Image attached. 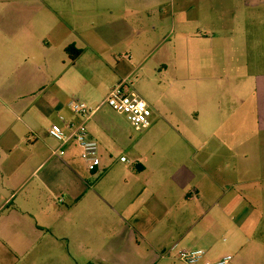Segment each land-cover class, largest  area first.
I'll use <instances>...</instances> for the list:
<instances>
[{
  "label": "crops",
  "instance_id": "1",
  "mask_svg": "<svg viewBox=\"0 0 264 264\" xmlns=\"http://www.w3.org/2000/svg\"><path fill=\"white\" fill-rule=\"evenodd\" d=\"M114 1L120 5L116 14L111 10L115 16L107 23L108 37L101 31L94 6H88L86 11L83 0H43V4L30 6V20L18 27L26 32L23 36L19 32L17 36H7L2 31L15 25L6 23L0 10V59L22 54L32 59H58L64 64V58L69 57L73 64L86 51L99 55L101 44L107 40H129L133 33L140 34L149 24L154 31L165 22H170L172 28L178 23L180 41L188 48L183 56L176 52L174 57L178 63L186 60L189 75L191 71L192 75L197 74L196 58L203 61L204 67L199 72L205 73L209 82L217 83L207 85L211 101L193 106L182 116L162 118L168 132L158 136L156 154L131 159L123 153L115 154L120 145L119 135L111 130L105 112L96 115L105 105L106 95L99 102L87 103L92 112L86 117L70 110L59 114L64 121L58 116L57 123L65 127L66 122L83 121L88 135L97 141L100 163L89 171L73 139L63 144L54 139L46 146L40 144L35 151L37 132H42L38 129L37 113L43 115V111L51 109V103L37 105L35 101L0 99V214L5 212L4 218L10 221L20 220L24 213L34 217L37 225L50 227L43 217L22 204L9 207L15 197L12 195L23 188L27 178L9 185L5 177L22 170L30 171V175L40 169L48 173L58 170L59 180L48 179L49 174L45 173L22 199L37 197L43 190L64 205L56 212L60 217L59 232L49 230L52 240L46 243L51 250L59 237L64 240L67 255L63 264H81L71 252L77 255L91 252V259L85 264L90 261L131 264L134 258L131 254L140 253V249H146L144 255L150 260L148 253L170 257L181 248L197 247L210 260L229 254L234 258L233 264H264V149L246 152L243 133L246 121L255 118L257 123L264 124V80L253 85L255 97L250 106L253 111L249 113V109L247 117L242 100L245 84L239 81L230 84L229 79L222 84L215 77L219 69L228 76L225 69L234 67L236 43L245 44L251 38L257 55L264 53V13L259 14L264 9V0H235L247 12L239 19H231V23L228 16L216 21L221 30L214 32L195 16L189 20L180 17L187 7L195 10L198 0ZM232 4L234 0H224L226 10L238 7ZM191 25L195 29H188ZM168 33L160 34V40L166 39ZM202 44L207 48L198 55L195 49ZM68 45L78 49V53L66 51ZM252 66L259 67L255 61ZM166 67L160 63L161 70ZM37 68L38 64L34 69ZM32 69L27 68L28 73L17 85L20 89L34 85ZM128 73L119 82L126 84L124 77ZM126 88L132 90L129 85ZM222 88L235 93V100L221 102L217 93ZM141 94L148 96L146 92ZM154 99L150 100L155 102ZM149 123L157 124V117L152 115ZM60 148L63 154H59ZM120 156L125 160H120ZM37 202L39 213L44 212L47 206ZM48 207L53 209L50 203ZM3 222L0 235L12 232L1 229ZM215 234L226 243L216 252L212 248ZM0 239L8 244L4 238ZM35 243L32 240L30 246ZM9 250L19 249L9 247Z\"/></svg>",
  "mask_w": 264,
  "mask_h": 264
},
{
  "label": "rangeland",
  "instance_id": "2",
  "mask_svg": "<svg viewBox=\"0 0 264 264\" xmlns=\"http://www.w3.org/2000/svg\"><path fill=\"white\" fill-rule=\"evenodd\" d=\"M39 4H43V0H0V10L4 12L3 20L6 23L12 22L15 25L13 29L5 28L2 31L7 36H17L18 32L19 35H25L26 32L19 30L18 27L30 20L29 7ZM82 5L85 6L86 11L88 6H94V13L101 21L99 22L101 23V31L103 34L106 32L105 35L108 37L110 31L107 23L115 16L112 15L111 10L116 14L119 11V2L114 0H83ZM232 5L238 7L226 10L224 0H198L195 10L187 7L181 11L180 17L185 16L187 20L197 17L200 22L209 26L207 28L212 29V32H214L215 30H221L219 26L215 25L216 21L228 16L231 23V19L233 21L239 19L243 12H247L235 0ZM263 13L264 9H260L259 14L262 15ZM167 23L165 22L154 31L149 24L141 30L140 34L133 33L129 40H107L101 44L99 55L86 51L73 64L70 63L69 57L64 58V64L58 59L52 60L48 57L32 59L31 57H24L22 54L13 59H0V99L20 102L35 101L37 105L43 102L49 103V105L52 104L51 109H47L45 113L43 111V115L40 112L37 113V117L41 118V120L39 118L38 129L42 132H37L39 136L35 151L39 150L40 144L46 146L54 140L49 135L48 129L53 122H59V114H65L69 111L67 107L69 99L78 98L85 101L86 104H90L91 101L99 102L128 72L130 73L124 77L127 79L126 84L142 97L145 95L141 93L146 92L148 94L147 97H144V100L151 109L149 120L153 115L157 117V124L135 125L130 122L125 113L116 112L107 104L103 105L96 115L105 112L106 119L111 123V130L119 135L120 145L115 149L117 150L115 152L117 156L123 153L128 159H131L138 158L140 155L146 157L151 153L154 154V152L156 154L160 142L158 136L168 132L162 118L182 116L195 105L203 106L204 103H209L212 93L207 85L217 83L209 82V79L205 77L206 74L199 72L204 67L203 61L199 57L196 58L198 71L195 75H192V71L189 75L186 60H181L180 63L177 62L174 53L180 52L183 56L187 52L188 45L180 41L178 23L174 25V28H172L170 22ZM188 29H195V27L191 25ZM224 30L235 31L231 28ZM166 31H170V33H168L166 39L161 41L159 35ZM154 32L155 34H153ZM235 46L236 60L234 67L225 69L228 76L219 69L215 72V77L222 84H226V79H229L228 83L230 84L237 81L245 84L242 100H244L243 110L247 112L248 117L249 113L253 111V108L250 109L255 97L252 89L253 85L256 81L261 82L264 80V53L260 52L257 55L256 51L258 50H253L251 38H249L248 43H236ZM205 48H207L205 44L198 45L195 51L198 55L204 54ZM253 61L258 63L259 67L253 68ZM161 62L167 65L163 70L160 69ZM36 64L40 68L34 69ZM28 67L33 68L32 71H34L36 81L29 89H20L17 85L25 78ZM121 71L123 72L122 75L119 74ZM8 87H11V90L8 91ZM2 90H5V92H2ZM217 94L221 102H230L235 100L237 96L224 88ZM152 98H155L156 101L152 102L150 100ZM249 109L251 112L248 113ZM243 133L245 135L244 146L246 152L251 149H264L263 123H257L255 118L251 119L250 122L246 121L243 125ZM30 137L33 139L32 136ZM45 173H48L46 169L36 170L32 175H30V171L22 170L14 172L10 178L5 177V182L9 185H15L27 178L23 188L12 195V197L14 195L15 197L9 207L22 204L24 208L32 210L39 218L43 217V220L48 222L50 227L37 225L34 217L24 213L20 215V220L9 221L4 218L5 214L3 213L5 212H2L0 222H4L1 224V229L12 230V232H4L0 235L2 239L4 238L8 242V244H5L0 239V264H63L66 261L67 252L64 249V240L59 237L55 246H51L53 247L51 250H48L46 244L47 241L52 240L49 230L59 232L57 227H59L60 217L56 216V212H59L64 205L57 202V199H53L52 195L43 190L38 193L37 197L33 196L27 201L22 199L27 191L30 192L32 184L43 178ZM48 174V179L59 180L60 173L58 170ZM37 201L42 202L45 208L47 206L44 212L39 213ZM49 203L53 209H49ZM34 231L37 232L34 234ZM214 237L213 251H220L226 243L222 240V236L215 234ZM32 240L36 241L34 246H30ZM9 247L19 250L12 252ZM139 252L138 254H135V252L131 254L134 257L131 264H183L174 253L170 257H154L153 254L148 253L151 256L148 260L144 255L146 249H140ZM71 254L81 264L89 262L88 260L92 256L91 252H82L78 255L71 252ZM233 260L234 258H231L227 264H233ZM88 264L99 263L90 261Z\"/></svg>",
  "mask_w": 264,
  "mask_h": 264
},
{
  "label": "built area",
  "instance_id": "3",
  "mask_svg": "<svg viewBox=\"0 0 264 264\" xmlns=\"http://www.w3.org/2000/svg\"><path fill=\"white\" fill-rule=\"evenodd\" d=\"M127 84L121 81L114 85L106 94L103 102L119 113H125L130 122L135 125H147L151 115V109L147 102L137 93L126 88ZM68 109L78 115L88 116L92 109L88 105L78 99L71 98L67 101ZM60 121H64V116L59 115ZM48 133L60 143H65L73 139L78 147V155L84 161L87 169L92 171L100 163L98 154V143L95 139L88 135L85 123L66 122L65 127L57 122L51 124ZM64 150L59 149V154H63ZM120 160H125L124 156H120ZM204 250L197 248H181L177 251L176 256L183 264H227L231 259L229 254L210 260L204 257Z\"/></svg>",
  "mask_w": 264,
  "mask_h": 264
},
{
  "label": "trees",
  "instance_id": "4",
  "mask_svg": "<svg viewBox=\"0 0 264 264\" xmlns=\"http://www.w3.org/2000/svg\"><path fill=\"white\" fill-rule=\"evenodd\" d=\"M66 51H68V52H75L76 54L78 53V49L74 48L72 45H68L66 47Z\"/></svg>",
  "mask_w": 264,
  "mask_h": 264
}]
</instances>
